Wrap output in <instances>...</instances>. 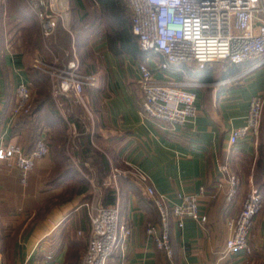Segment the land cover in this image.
<instances>
[{
    "label": "crops",
    "instance_id": "obj_1",
    "mask_svg": "<svg viewBox=\"0 0 264 264\" xmlns=\"http://www.w3.org/2000/svg\"><path fill=\"white\" fill-rule=\"evenodd\" d=\"M61 1L68 4L65 28H57L50 47L69 60L72 50L79 56L76 31L84 36L83 74L96 79L95 87L84 90L89 111L76 113L72 108L74 113L68 116L37 114L14 119L10 113L17 84H33L24 37L29 9L23 0H0V138L25 152L33 149L39 137L49 146V155L37 163L25 186L12 163L0 162V264H82L89 232V217L82 205L91 193L82 190L61 198L67 186L81 180L72 173L63 174V156L72 151L82 154L81 167L90 171L91 187H102L103 204L117 205L120 225L131 231L125 264H263L264 211L255 219L249 241L251 258L246 260L241 252L222 254L229 237L228 219L238 214L252 188L264 193V118L257 143L251 136L234 145L229 142L231 132L244 125L251 99L264 93V65L252 69L253 62L230 65L220 61L203 68L170 69L169 77L185 83L186 90L195 94L196 108L193 119L171 127L140 109L138 65L146 64L154 79L163 81L164 74L156 70L163 59L139 50L130 35L127 5ZM108 22L117 27V52L106 44L103 28ZM91 27L97 29L91 31ZM124 29L128 37L120 34ZM42 43L35 50L39 58L49 53ZM72 135L76 136L70 148ZM135 170L147 176L144 184L138 182ZM114 171L117 177L111 180ZM230 175L239 184L235 195L227 199ZM146 186L165 198L171 259L145 234L147 224L161 231L160 216L146 195ZM108 194L113 203H105ZM190 195H200L199 212L206 222L186 220L180 229L171 207ZM119 260L117 250L108 264H119Z\"/></svg>",
    "mask_w": 264,
    "mask_h": 264
},
{
    "label": "built area",
    "instance_id": "obj_2",
    "mask_svg": "<svg viewBox=\"0 0 264 264\" xmlns=\"http://www.w3.org/2000/svg\"><path fill=\"white\" fill-rule=\"evenodd\" d=\"M130 12L131 33L137 39L139 50L160 56L163 61L156 70L165 80L154 79L146 64L138 65V87L141 91L140 109L153 120L175 127L183 126L196 116L195 94L186 90V84L169 77L174 67L203 68L215 62L241 65L253 62V67L264 65V0H123ZM36 19L42 39H50L57 28H65L68 4L61 0H24ZM63 68L56 69L58 76L54 93L74 98L88 112L85 88L95 87L96 79L80 72L74 50ZM37 65H42L40 61ZM38 68V67H36ZM56 96V95H55ZM32 92L30 85L18 83L12 118L29 117ZM264 118V93L251 99L245 123L231 132L229 142L251 136L257 143L261 119ZM74 132V131H72ZM49 155L45 138L39 137L33 149L25 152L15 143L0 138V162L12 163L19 172V182L25 186L29 174L37 163ZM225 170V168H224ZM117 174H113L116 178ZM134 175L144 184L148 178L140 171ZM239 180L228 176L227 199L235 193ZM90 200L82 205L89 217V232L82 264H108L115 251H120L119 264L124 263L126 240L130 229L119 223L117 205L105 206L95 186ZM148 198L154 203L161 220V231L147 224L146 236L168 259L172 249L167 231L168 211L165 198L156 195L152 187H145ZM200 195L180 197V203L171 207V216L178 228L186 220L200 225L206 217L199 212ZM264 211V193L252 188L242 201L237 215L227 221L229 237L222 256L241 252L246 260L252 256L249 241L256 217ZM24 264V263H20ZM264 264V263H263Z\"/></svg>",
    "mask_w": 264,
    "mask_h": 264
},
{
    "label": "rangeland",
    "instance_id": "obj_3",
    "mask_svg": "<svg viewBox=\"0 0 264 264\" xmlns=\"http://www.w3.org/2000/svg\"><path fill=\"white\" fill-rule=\"evenodd\" d=\"M24 1V0H23ZM84 4L85 5H99V4H96L93 0H84ZM22 5H26L24 2ZM122 5V4H121ZM123 5H126L124 2H123ZM28 17H27V23H26V28H24V30L26 31V33L24 34V37H25V41H26V51L27 53L29 54V61H30V65L32 66V71H33V74L36 75V76H33L32 74V86H30L31 88V92H32V98H31V108L32 110L35 109L36 105H37V102L39 99H41L43 96L45 95H48L50 100L52 102H54V105L58 111V113L64 115V116H68L71 113H74L73 112V109L76 110V113H80L81 111H79V109H84L82 104H80L78 102V100L76 98H74L73 95H70L68 97H64V96H60V95H57L54 93V87L56 85V82L58 81L56 79V77L58 76V71H55L56 69H60V68H63L67 61H68V58L64 56V54H61L59 55L58 52L56 51H53L50 47L51 46V41L50 39L46 40V41H43L42 43V40L40 39V35L38 34V27H37V21L35 22V20L33 19L34 16L32 15L31 11L28 10ZM109 23V22H108ZM104 30H106V37L108 38L107 39V42L106 43L108 45V48L111 50H114L115 52H117L118 48V44L119 41L117 39V32H116V29L117 27L113 24H107V26H105L103 28ZM75 33V32H74ZM75 36H76V43H75V46H76V49L78 51V55L76 54L77 56V59L79 61V69H80V72L81 73H85L84 72V67H82L81 63H83V55L86 51V40L84 38V36L81 34V33H75ZM42 38V36H41ZM59 40H60V37H58ZM27 39V40H26ZM42 44H44L46 46V48H48L49 50V53L46 52V54L44 56H42L41 58L38 57V55L36 54L35 50L38 49V44L39 46ZM65 41L62 40L61 41V46L63 45V48L66 47L65 45ZM111 50V51H112ZM101 50H99L100 52ZM148 56H151L153 59H157L155 58L156 56H153L150 54H148ZM80 57V58H79ZM40 61L42 63V65H37V62ZM38 67V68H36ZM40 75H39V74ZM39 76V77H38ZM37 77V78H35ZM41 81V84H36L39 80ZM39 86V88H38ZM56 95V96H55ZM61 102H64V107H62L61 105ZM60 104V105H59ZM73 108V109H72ZM59 109V110H58ZM67 109H71L70 111L67 110ZM83 111V110H82ZM74 136L76 135H72L70 136V148L72 147V142L74 140ZM66 161H65V168L67 167H71V169H74L72 171H75L76 174H78V178H80V183L78 184H75L74 186L73 185H70V186H67L65 188V192L64 194H62L61 198H69L70 196H73L75 192H80L82 190L85 189V194L86 193H91L90 196H87L86 199L90 198L93 193H94V188L93 186L91 187V182L90 180H92V176L90 175V171H85L82 169L81 167V163L83 162V160L81 159V156L80 155H77L75 152H70L67 154V157H65ZM113 174H117L116 171H114ZM119 174V173H118ZM126 174V172H125ZM126 175H129V174H126ZM115 178H111V180H114ZM100 181V180H99ZM98 190V192L102 193V187L100 186H95ZM90 200V199H89ZM87 200V202L89 201Z\"/></svg>",
    "mask_w": 264,
    "mask_h": 264
},
{
    "label": "trees",
    "instance_id": "obj_4",
    "mask_svg": "<svg viewBox=\"0 0 264 264\" xmlns=\"http://www.w3.org/2000/svg\"><path fill=\"white\" fill-rule=\"evenodd\" d=\"M95 2H97V4H99V5H123V0H96ZM125 3V2H124ZM126 4V3H125ZM34 20H35V22H36V19L35 18H33ZM97 29V27H91V31H95ZM127 32V33H126ZM120 34H122V35H124L125 37H128L129 35V33H128V30L127 29H124L122 32H120ZM130 35H131V37H133L134 38V36L132 35V33H131V20H130ZM129 39V38H128ZM136 39V38H135ZM137 40V39H136ZM38 46H39V44H38ZM56 52H59L58 51V49H56L55 50ZM32 74H33V71L31 72V79H33L32 78ZM39 74V73H38ZM40 75V74H39ZM33 76H36V75H34L33 74ZM39 77V76H38ZM35 78H37V77H35ZM38 79V78H37ZM38 82L36 83L37 85L38 84H41V81H40V79L39 80H37ZM38 88H39V86H38ZM37 114H44L45 115V117H46V115L47 114H55V115H59L58 114V111H57V109H56V107H55V105H54V102H52L51 100H50V98H49V96L48 95H45V96H43L41 99H39L38 100V102H37V105H36V107H35V109L34 110H32V108H31V114H30V116L29 117H34V116H36ZM21 118H28V117H21ZM37 130H38V124L37 123H35V124H33V134H35L34 136H35V138H37ZM37 140V139H36ZM36 142V141H35ZM82 154H80V156H81ZM63 159H64V161L62 162V163H65V157L63 156ZM72 170H74V169H71V167H67V168H65V170H63V174L64 173H72V174H74L75 176H77L78 174H76L75 173V171H72ZM83 191H85V189L83 190ZM114 202V200H113V198L110 196V194H108V195H106V200H105V203L107 204H110V203H113Z\"/></svg>",
    "mask_w": 264,
    "mask_h": 264
}]
</instances>
